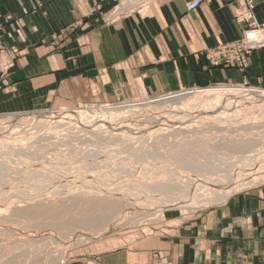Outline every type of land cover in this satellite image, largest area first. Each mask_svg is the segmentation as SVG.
Segmentation results:
<instances>
[{
	"label": "crops",
	"instance_id": "0c3cea01",
	"mask_svg": "<svg viewBox=\"0 0 264 264\" xmlns=\"http://www.w3.org/2000/svg\"><path fill=\"white\" fill-rule=\"evenodd\" d=\"M124 1L0 0V52L21 55L8 78L0 75V115L217 84L264 90V50L244 70L206 58L242 38L238 0H205L193 11L192 0H155L147 15L105 25L102 17ZM254 12L264 24V0ZM68 264H264V191L240 192L167 236Z\"/></svg>",
	"mask_w": 264,
	"mask_h": 264
},
{
	"label": "rangeland",
	"instance_id": "374dc122",
	"mask_svg": "<svg viewBox=\"0 0 264 264\" xmlns=\"http://www.w3.org/2000/svg\"><path fill=\"white\" fill-rule=\"evenodd\" d=\"M253 3H254L253 16L255 17V12H254L255 0H253ZM152 4L153 2L151 3V5ZM120 9L121 11L124 10V12L137 11L136 13L133 12L132 15L133 16L137 15L140 17H143V15L144 16L147 15L150 10L149 9L148 11L146 10L141 12L142 9L141 10L137 9L135 5L134 6L131 5L130 7V4L125 1L122 4L117 5L107 14H105L102 17L103 23L105 25H111L120 21L121 20L120 17H119L120 19L116 20L113 23H110L108 21L111 18V16L114 14V12L117 10L119 11ZM118 11L117 14H119ZM138 12L140 14H137ZM117 14L115 15L116 17ZM256 22L258 23L257 20ZM258 24L264 25L260 23ZM2 37H3V24L1 23L0 20V44ZM216 48L218 49L220 48V46ZM205 53L207 57L209 52H205ZM218 53H222V52H215V54L213 55L210 54V55L216 56L218 55ZM20 56H21L20 52H16L15 49H12V52H3V51L0 52V75L2 79H6L11 75V73L16 68V60ZM207 61L209 62L210 66L219 67V66H214L211 63L212 61L210 62L209 59H207ZM223 87L245 89V90H256L254 88H248L243 86H232L225 84H217L204 89L206 91L208 89L209 90L220 89ZM191 89L192 92L196 90H204L197 88H195L196 90H194V88L184 89L178 92L164 94L157 98H148L142 93H139L138 94L139 96L137 98H131L120 101L118 100L115 102H102L99 101V99L97 98H92V100L89 99L87 102H85L82 105L75 103L74 104L67 103L61 106L54 107L53 109L43 108V109H38L36 111L24 112L19 114L0 115V133H1L0 145L1 146L4 145V150H7L8 147L14 145L20 146L21 149L25 148L26 152L24 153V156H26L25 154H27L28 157V158L25 157V160L29 162L35 160L32 163H36V166L34 168V166L31 167L29 165H24L22 158H20L21 156L18 155L19 156L18 158L17 153L15 155L12 154L13 156L12 155L10 156L9 154L7 155L5 154V156L3 155V157L7 159L3 160L4 162L2 164L3 165L9 164V166L11 165L12 168L10 170L9 167L8 168L9 171H6L4 173L5 175L8 172L5 178L4 176L2 177L0 176L1 178L0 179V194H1L0 195V264H68L69 262L77 259L95 258L98 255L103 254L105 252L117 250L119 248H127L129 246H133L135 245V243H137L140 240H144L145 238L167 236L176 227L180 226L181 224L191 222L192 218L193 219L196 217L198 218L203 214L210 212L211 210H214L218 207L225 205L227 203V200H229V198H231L236 194L237 195L240 194V192H242L243 194H248L257 191H264V179H262L261 181L259 180L260 182L257 181L259 183L253 185L248 189L234 192L228 199L225 200L224 203L220 202V204H214V205L202 207L195 210L194 212L191 213L187 212L186 214H183L182 212L176 210L158 211L157 209L156 210L158 212L155 213L156 210L152 211V208H150L147 205L146 206L139 205L140 207L141 206L142 207L140 209H137L135 208L137 207L135 206V204H131L132 202H129L128 199L127 200L124 199L125 196H130L128 194H125L126 190H128V185L129 187H131L130 185L133 186V184L128 183L127 180L126 181L128 184L122 181V179L120 180L121 182L119 181L121 183L120 184L115 179V182H112L110 186H108V184H105V186H101L103 187V189L106 188V190L110 189L114 191V193L116 192L115 195L114 193L108 195L107 191L103 190L102 188H101L102 191H95L89 189L87 190L86 188H83L84 186H82L83 185L82 183H80L81 185L79 183L76 184L74 183L75 186H73L74 184H72V186L69 185L63 186V184L59 182L62 181V179H70V178H72V180L76 179V181L78 180V182L85 180L84 178L87 177L84 176L85 171L90 170V168L93 169L92 167L94 166H95L94 168H98L96 167L97 162L95 161V158L93 159L94 163H92L94 166L90 164L91 162H93L92 159L90 160L91 157L93 158V157L105 155L107 158L113 157V159L115 157L116 158L123 157L120 158L119 160H126L127 158L128 159L131 158L130 161H126V162L130 163L131 166H133L135 165V163L138 160L137 158L139 157L136 154H139L141 151H145V149H148V151L150 150L158 153L160 152L161 153L160 155L166 154L165 152L168 149L169 150L171 149L172 151L174 149H178V151L184 150L186 152H190L191 154H189V157H186L188 158L187 159L188 161H190L189 158L192 156L193 158L192 157L191 158L194 161L193 163L195 162L197 163L200 162V164H204V163L206 164L208 162L209 164L211 163L213 166L210 164L208 168H205L204 166L203 167L205 168L206 172L210 170L209 168L216 170V171H212L211 169L210 171L212 173L209 172V174L211 173L212 175H214L212 176L214 177L213 179H218V177L222 175L224 170H226L225 165H223L224 167L221 166L223 163H219V160H223V158L224 159L230 158L229 160L234 159V161L235 160L237 161V159L241 157L242 159H244L245 158L244 155H246V157H248L249 154L251 155V153H253L251 152L253 149L258 150L259 148L260 149L264 148L263 147L264 146V122H263L264 112L254 113L255 115L253 113H252L253 115L251 113L249 114V112L248 114L239 113L240 115L245 114V117L238 116L239 118H237V120L234 122L225 121L226 122L225 125L224 124L217 125L216 123L218 122H209V124L204 125L202 123H206V122H200L197 123L199 125L196 124L197 127H194V130H192L193 128L190 129L192 130L191 132L190 130L182 131V132L176 131V132H171L168 137L165 138L163 137L161 140H158L159 137L157 136L156 138L157 141L155 138L153 140L137 139L134 142L130 140L128 141V143L125 140H121V139L118 140L114 138H105V139H100V138L96 139L92 137L88 138L87 136H84L81 133V131H79L78 133L76 127H72L71 129L70 127L71 125L63 129L62 128L57 129V131L55 130L56 132L54 131V133L50 135V138L47 137L48 139L42 141L37 138L40 133H37V135H35L36 137H33L31 135L34 133V130H36L31 128H36V126H31V128L26 127V125L29 124L30 120H33L35 118H42L46 115H50L52 113L53 114L58 113L63 110L86 113L89 114L90 116H93L95 115L96 111L99 112L100 110L101 111L113 110L115 112L116 111L118 112L120 109H124L125 107L127 108L128 104L132 102L135 104L148 103V105H150L151 107L156 108L155 111H161L157 109H162L166 111L167 107L171 106V103L168 102V100L172 96L181 95V94L184 95L186 92H189L188 90ZM257 90L259 91L260 89ZM246 93L249 94V92ZM232 112H228V113H231L233 115L237 113V112H233V113ZM95 152H98L100 154L103 153V154L96 155L98 153ZM127 154H130L131 156ZM224 155L226 156L228 155V156L225 158ZM237 155L238 156L242 155V156L238 157ZM186 156H188V153L186 154ZM195 156H197V159L202 158L203 156L204 157L202 158L203 160L206 157L205 159L206 162H203V160L201 159L200 160L198 159L196 161ZM12 157H14L15 159ZM10 158L14 160H11ZM16 158H18V160ZM116 158L114 161H117ZM211 158L214 160L211 161L212 160ZM144 160L146 159L144 158ZM215 160L216 161L218 160V162H215ZM74 161L79 163L83 162L81 163L83 169H80V167L77 168L78 165L80 164H76ZM37 162L41 164H38ZM132 162L135 163L133 164ZM185 163H187V161ZM98 166H103V167L105 166L104 169L103 167H101L99 168V170L101 169L103 171H110L109 167L106 168L107 167L106 164L104 165L102 163ZM203 167H201V170L204 171ZM221 168L222 169L224 168L223 171H221L222 170ZM26 169L28 171H26ZM83 170L85 171L83 172ZM97 171L98 169H96V171L94 172ZM17 172L20 173L17 174ZM37 173H39V176L37 175ZM153 175H155V173L152 174V179L156 176V180H158V182L162 180V177H160L162 175L160 174L155 176ZM36 176L38 180H36L37 179L35 178ZM42 177L44 178L43 179L44 181L41 179ZM31 178H33V180ZM168 178L169 176H167L165 179ZM183 178H187V177H183ZM171 179H173V177ZM27 180L30 181L26 182ZM39 180L41 183L39 182ZM52 180L53 182H49ZM92 181L95 182V184L92 183L94 187L98 185V187L97 186L96 187L99 188L100 185H102L101 183H96L98 182L96 178L95 180L93 178ZM150 181L151 183H153L154 179ZM223 181L229 182V180H225V179ZM228 182L216 181V183L220 184V186L217 188H220V190H222L221 187L225 186V184ZM26 183L27 184L29 183L30 185H27ZM51 183L52 186L49 185ZM172 183H174V180ZM229 183H234V182L230 181ZM78 184L81 189L79 188ZM112 184L114 185V187ZM137 184L139 187L136 186ZM137 184L134 183L135 185L134 187L137 188V190H139L141 185L139 183ZM45 185L46 187H44ZM157 185H158L157 188L160 191V193L157 192L158 190L155 188V186ZM176 185L177 184H175L174 186L173 184L172 186L173 188L169 186L166 187V190L167 189L169 190V191L167 190L168 193L166 192V190L164 192L163 189L162 191L161 189H159L161 184L160 185L155 184L154 186H152V190H151V186L150 187L148 186V188H150L148 190H150L151 192L154 191L155 193V190L153 189H156L157 190L156 193L158 194L155 193V195L162 197L166 194L167 195L171 194L170 191L173 193L171 189H173L174 191L175 190L178 191L179 188L177 186L180 187L183 186V185H177V186ZM60 186L61 188L62 187L63 188L61 189ZM57 188L59 190H57ZM113 188L116 189L114 190ZM182 188L185 187L183 186ZM119 189H123L125 192L122 193V190ZM27 190L32 193V194L29 193L31 196L33 195L32 197H35V198H31L34 199V201L29 200L28 202H24L27 200H23L25 199L23 198V193L24 191ZM52 191L53 192L56 191V192L53 193ZM58 191L60 193H58ZM104 191L106 192L104 193ZM19 192L22 194V197ZM162 192H164L165 194H163ZM205 192H207L206 189L201 194H204ZM3 194H8V195L3 196ZM16 194L17 195L20 194V195L17 196ZM122 195L124 198H122ZM137 196L140 197V195ZM116 197L123 202L118 200ZM146 197H152V196L146 195ZM139 202L141 201H138V203ZM118 216L120 217V220ZM125 216L127 218H125ZM121 217L123 218L121 219ZM117 219L120 222L117 221ZM121 220H124L125 223H123L124 221ZM127 220L129 221L127 222ZM62 260L64 261V263H61Z\"/></svg>",
	"mask_w": 264,
	"mask_h": 264
},
{
	"label": "bare ground",
	"instance_id": "6f19581e",
	"mask_svg": "<svg viewBox=\"0 0 264 264\" xmlns=\"http://www.w3.org/2000/svg\"><path fill=\"white\" fill-rule=\"evenodd\" d=\"M246 92H249V94H247ZM251 93H253V94H251ZM168 102L171 103V106L167 107L166 111H164L162 109H157V110H161V111H155L156 108L151 107L150 105H148V103L135 104L133 102L129 103L128 107L127 108L125 107L126 109L125 108L120 109L118 112L117 111L115 112L113 110H107V111L106 110H102V111L100 110L101 112L96 111L95 115H93V116H90L89 114H86V113L71 112V111L63 110V111L58 112V113H54V114L52 113L50 115H46L42 118H35L33 120H30L29 124H27L26 127L31 128V126H36V128H31V129H36V130H34V133L31 135L33 137H36L35 135H37V133H40L37 138L39 140H42V141H45L46 139L50 138V135L52 133H54L55 130L57 131V129H61V128L63 129V128L70 126V125H71L70 126L71 129H72V127H76L78 130V133H79V131H81V133L84 136H87L88 138H90V137L96 138V139H98V138H100V139L114 138V139H118V140L119 139L125 140L127 143L130 140L132 142H134L137 139L153 140L154 138L156 139L157 136L159 137L158 140H161L163 137L164 138L168 137L171 132L188 131L192 128H193L192 130H194V127H197V125H199L197 123H200V122H206V123H202L204 125L209 124V122H218V123H216L217 125H220V124L225 125V123H226L225 121H227V122L233 121L234 122L237 120V118H239L238 116H244L245 117V114L240 115L239 113H247V114H248V112H249V114L250 113L251 114L252 113L253 114L254 113H262V112H264V90H259V91L257 89L256 90H245V89L228 88V87H226V88L223 87L220 89H210V90L208 89L206 91L204 89V90H196L193 92L189 91V92H186L184 95L181 94V95L172 96L168 100ZM232 111L237 112V113L234 115L231 113H228V112H232ZM260 115H262V114H260ZM37 128H39V129H37ZM192 130H190V132ZM1 132H3V131H1ZM82 134H81V136H82ZM0 135H1V133H0ZM247 136H249V135H247ZM248 139H249V137H248ZM156 141H157V139H156ZM122 142H124V141H122ZM261 146H262V144H261ZM259 149L258 150L253 149L254 151L253 150L251 151L253 153L250 152L251 155L250 154H249V156L247 155L248 157H246V155H244L245 156L244 159H242V157H241L242 155L241 156L239 155L241 158L237 159V161L236 160L234 161V159L229 160L230 158L229 159L223 158V160H219V163H223L222 165L221 164L220 165L221 166L225 165L226 170H224L222 175L219 174L220 177H218V179H213L214 177H212V176H214V175H212L211 174L212 172L210 171L212 168H209L210 170L209 171L207 170L208 172H206V170H205V168H208L211 163L210 164H209V162L206 164L205 163L200 164V162L199 163H197V162L193 163L194 161L192 159L193 158L192 156H191L192 158L191 157L189 158V160L192 162L191 163L190 161L187 160L188 158H186V157H189V154H191V153L186 152L184 150L178 151V149H174L172 151L170 149L171 150L170 151L169 149L168 150L166 149L167 151L165 152L166 154H164L165 156L163 154H162L163 155L162 156V155H160L161 154L160 152L158 153V152L150 151V150H149L150 151L149 152L148 149H145V151H141L139 154H136L139 157L137 158L138 160L136 163L132 162L133 164L135 163V165H133V166H131L130 163L126 162V161H130L131 158H129V159L127 158L126 160H119L120 158H123V157H119V158L115 157L117 159V161H114L115 158L114 159H113V157L107 158L105 155H102L103 153L102 154L98 153L99 152L98 151V152H95V153H98L96 155H102V156H97V157H93V158L91 157L90 160L92 159V161H93V159L95 158V161L97 163H100V164L103 163L104 165L106 164V166H107L106 168L109 167L110 171H103L101 169L99 170V168H101L103 166H98L100 164H97V163H96V167H98V168H94L95 166L92 164V163H94V161H93L90 163L92 166H94V167H92L93 169L90 168V170H87V171L83 170V172L85 171L84 176H87L85 178L83 177L85 180L78 182V180L76 181V179L72 180V178H70V179H62V181H59V182L62 183L63 186L64 185L65 186H67V185L72 186V184H74V183L75 184L76 183H79V184L82 183L83 184L82 186H84L83 188H86L87 190L89 189V190H95V191H102L101 188L103 189V187H101V186H105V184H108V186H110V184L112 182H115V179L117 180V182H119L122 179V181L126 182V184H128V183L133 184V186L130 185L131 187H129V185H128V190H126V193H125V194H128L130 196L132 195V196L131 197L125 196V198H124L122 195V198H124L126 200L128 199L129 202H132L131 204H135V206H137V207L134 206L135 208L140 209L142 206L140 207L139 205H145V206L147 205L150 208H152V211L153 210L155 211L156 209L158 211L176 210V211L182 212L183 214H186L187 212L191 213V212H194L195 210L202 208V207H206V206L214 205V204H220V202L224 203L225 200L228 199L234 192L243 191L245 189H248V188L252 187L253 185L259 183L262 179H264V148L263 149L261 148L262 150L261 149L259 150ZM25 152H26L25 148L21 149L20 146H17V145L8 147L7 150H4V145H2V146L0 145V158H1L0 159V176L1 177L4 176V178H5V176H7L6 174L8 172L5 175H4V173L6 171H9L8 170L9 167H10V170L12 168V166L11 165L9 166V164H6V165L2 164L4 162L3 160L7 159V158L3 157V155L5 156V154L6 155L9 154L11 156L12 154L15 155L17 153V156L18 155L21 156L20 158H22L24 165H29L31 167L34 166V168H35L36 163H32L35 160H33L32 162L25 160V157H27V154H25L26 156H24ZM221 152H223V151H221ZM31 153H30V155H31ZM187 153H188V156H186ZM131 154H133V153H131ZM30 155H28V156H30ZM110 155H111V153H110ZM127 155L131 156L130 154H127ZM19 156H18V158H19ZM227 156L224 155L225 158ZM14 157H12V158H14ZM18 158H16V159L18 160ZM144 158L146 160H144ZM195 158L197 161L198 159L203 160L202 158H204V157L202 156V158L197 159V156H195ZM14 159H11V160H14ZM205 159H206V157H205ZM211 159H209V160H211ZM149 160H151V161H149ZM204 160H203V162H206V160L205 161ZM213 160L214 159H212L211 161H213ZM186 161H187V163L189 162L191 164L188 163V165H187V163H185ZM215 162H218V160L217 161L215 160ZM75 163L80 164V165H78L77 168L80 167V169H83L82 165H81V163H83V162H81V163L75 162ZM38 164H41V163H38ZM38 164H37V167H38ZM18 165H20V164H18ZM89 167H91V166H89ZM104 167H103V169H104ZM191 167H192V170H191ZM193 167H195L196 169ZM201 167L204 168V171L201 170ZM86 168H88V167H86ZM154 168H156V169H154ZM96 169H98V171H100V172H98V171L94 172V171H96ZM214 169H216V168H214ZM223 169L221 171H223ZM26 171H28V170L26 169ZM212 171H216V170L212 169ZM209 172H211V173L209 174ZM19 173L20 172H17V174H19ZM153 173H155V175H159V174L162 175V176H160V177H162V180H160L161 179L160 178L159 179L160 181L158 182V180H156V176L153 175L155 177L153 178L154 179L153 183H151L150 180H153L152 179ZM37 175L39 176V173H37ZM167 176H169V178L165 179ZM172 177H173V179H171ZM183 177H187V178H183ZM216 177H217V175H216ZM35 178H37V176ZM93 178H94V180H95V178L97 179L98 182H96V183L102 184V185L99 184L100 185L99 188H97L98 185H96L97 187L96 186L94 187V185L92 184V183L95 184V182L92 181ZM174 178H177V179H174ZM31 179L33 180V178H31ZM41 179L43 180L44 178L42 177ZM224 179L229 180V182L231 181L234 183H229L228 181H223ZM36 180H38V178ZM126 180L128 181V183ZM173 180H174V183H172ZM29 181L27 180L26 182H29ZM216 181H222V182H228V183H226L225 186L221 187L222 190H220V188H217L220 186V184L216 183ZM257 181H259V182H257ZM35 182H37V181H35ZM39 182H40V180H39ZM49 182H53V180L49 181ZM64 182H65V184H64ZM60 183H59V185H60ZM134 183H136V184L139 183L142 187L140 186L139 190H137V188L134 187L135 186ZM75 184L73 186H75ZM79 184H78V186H79ZM152 184H154V185L155 184H159V185L161 184L159 189H161V191L163 189L164 192L166 190V187H168V186L173 188L172 187L173 184H174V186H175V184L183 185L185 188H182L183 186L180 187V186L176 185L179 188L178 191H176V190L174 191L173 189H171L173 191V193L170 191L171 194H169V195L166 194L164 196L161 195L162 197H159V196L155 195L156 191L158 190V188H157L158 185L155 186V188L157 190L153 189V190H155V193H154V191L151 192L150 190H148V189H150V188H148V186L150 187ZM27 185H30V184L28 183ZM49 185L52 186V183ZM154 185H152V186H154ZM47 186H48V184H47ZM136 186H138V184ZM152 186H151V190H152ZM44 187H46V185ZM113 187H114V185H113ZM60 188H61V186H60ZM79 188H80V186H79ZM113 189L115 190L116 188H113ZM180 189H183V190H180ZM205 189L207 192H205L204 194H201L204 192ZM6 190H8V189H6ZM23 190H25V189H23ZM57 190H59V189L57 188ZM103 190H106V188H104ZM119 190H122V193L125 192L123 189H119ZM136 190H137V192H136ZM167 190H166V192L168 193L169 190L168 191ZM106 191H107L108 195L114 193V191H112L110 189H107ZM106 191H104V193ZM35 192H36V190H35ZM54 192H56V191H54ZM87 192H89V191H87ZM157 192L160 193L159 190ZM164 192H162V193L165 194ZM29 193H31V192H29L28 190L24 191L23 198H25V199H23V200H27L24 202H28L29 200L34 201V199H31V198H35V197H32L33 195L31 196ZM58 193H60V192L58 191ZM115 193H114V195H115ZM20 194H18V195H20ZM156 194H158V193H156ZM7 195L8 194H3V196H7ZM135 195L136 196L140 195V197L139 196L136 197ZM143 195H145V196H143ZM146 195L147 196L151 195L152 197H146ZM40 196H41V194H40ZM21 197H22V194H21ZM48 197H46V198H48ZM17 199H20V198H17ZM118 200H120V199H118ZM138 201H141V202L138 203ZM121 202H123V201H121ZM11 203H13V202H11ZM29 203H31V202H29ZM30 209H31V206H30ZM157 210L155 213L158 212ZM122 218L123 217H121V219ZM125 218H127V217L125 216ZM107 220H108V218H107ZM119 220H120V217H119ZM119 220L117 219V221H119ZM121 221H124V220H121ZM128 221L129 220H127V222ZM138 221H140V220H138ZM123 223H125V221ZM90 239H91V237H90ZM61 263H64V261L62 260Z\"/></svg>",
	"mask_w": 264,
	"mask_h": 264
},
{
	"label": "built area",
	"instance_id": "2783aa9c",
	"mask_svg": "<svg viewBox=\"0 0 264 264\" xmlns=\"http://www.w3.org/2000/svg\"><path fill=\"white\" fill-rule=\"evenodd\" d=\"M153 1L155 0H126V2L130 4V7L131 5H135L137 9H142L141 12L146 10L148 11ZM204 1L205 0H192L188 2L186 7L187 11H193L197 9ZM237 5L238 9L236 10V13L234 15V20L237 24L243 26L242 38L234 43L220 46V48L218 49L214 48L207 50L209 54L207 55L208 58H206L209 59L210 62L212 61L211 63L214 66H221L224 68L234 67L240 70H244L248 66L250 55L257 50H264V25H259L256 22L255 17L253 16V0H239L237 2ZM117 11H115L111 18L108 20L110 23H113L120 18L122 19L128 16H132L133 12H137H124V10L121 11L120 9L118 11L119 14H117ZM116 14L117 17L115 16ZM137 14L140 13L138 12ZM215 52L222 53H218V55L212 56L213 54H215Z\"/></svg>",
	"mask_w": 264,
	"mask_h": 264
}]
</instances>
